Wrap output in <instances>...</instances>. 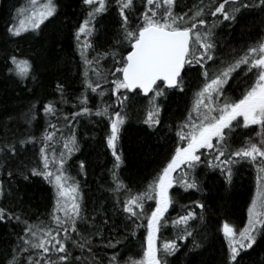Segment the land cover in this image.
I'll return each instance as SVG.
<instances>
[{
    "label": "snow or ice",
    "instance_id": "6c2138e0",
    "mask_svg": "<svg viewBox=\"0 0 264 264\" xmlns=\"http://www.w3.org/2000/svg\"><path fill=\"white\" fill-rule=\"evenodd\" d=\"M175 2L143 0L144 10L137 14L135 0H115L121 34L116 44H127L130 50L122 55L115 48H110L108 51L96 52L89 58L87 53L93 49L90 37L96 31L93 22L98 15L108 10L109 0H83V4L90 10L78 26L75 39L85 65V89L76 98L79 111L68 113L63 119L65 126L71 125L73 121L78 123L79 117L92 115L106 118L109 123L106 146L115 158L112 170L115 187L111 191L117 193L118 203L127 214V220L131 221V234L134 235L140 227H146L147 230L143 255L139 259L128 257L123 264H168L167 257L174 254L179 245L175 239L164 240L160 245L157 241L161 228L169 223L180 228L182 234L178 239L185 240L193 235L189 221L198 215L194 208L185 206L184 214L172 220L165 214L173 205L170 194L173 185H179L184 190H201L195 175L191 174L199 164L206 163L209 167L219 169L229 183L233 176V165L241 161L255 165L256 191L247 210V224L240 230L227 222L222 226L228 241L227 260L236 264L240 252L251 249L257 242V235L264 233V37L258 38L242 54L236 55L233 49L231 58L224 59L217 56V42L214 39L217 22L213 21L208 26L204 16L210 14L234 22L243 9L259 6L264 11V0H256L255 3L253 0H221L218 4L214 0H209L208 4L200 0V4L190 10L191 15L175 13ZM56 11L55 0H42L39 7L37 0H31V11L18 9L17 17L14 18L18 22L9 26L8 32L19 37L29 30H39L46 20L55 16ZM133 15L137 21L134 26L130 19ZM106 57L112 58L111 69H104L101 65V60ZM7 59L10 62L9 73L15 74L22 81L36 79L32 60L17 55H10ZM192 65L200 66L203 83L194 93L187 115L175 125L178 143L174 154L144 191L133 192L116 171L124 162L117 145L122 128L128 120V104L141 93L148 96L144 123L153 128L159 125L161 106L158 99L170 89L183 91L186 66L190 68ZM238 70L244 77L245 88L238 98H232L225 95V85L235 78L234 74ZM90 71L95 79L90 78ZM109 76L114 79L109 81ZM102 84H109V88H103ZM57 91L61 94V101L67 103L62 84L57 83ZM109 91L116 97L113 104L102 101L95 108L88 106L89 92L104 97ZM58 111L54 101L43 105L45 116L55 117ZM58 124L59 120L57 123L49 122L40 138L28 136L18 141L21 145H40L38 164L31 167L29 172L32 176L43 177L53 185L55 203L48 222L29 224L24 221L25 235L18 236L21 243L10 253L11 258L7 264H105V261L106 264H121L119 252L113 251L110 256L105 253L101 258L98 252L93 251L92 237L103 236V228L84 214L79 181L70 176L66 168L68 159L79 150L75 131L70 128L69 134L65 136ZM250 126L259 127L260 131L255 135L260 139L257 141L249 136L242 145L234 147L232 140L236 130ZM58 134L60 140L56 139ZM57 143L62 144V150L58 151L54 147ZM0 152L15 154L17 148L11 142L0 143ZM80 168H84L83 161L80 162ZM177 170L178 176L174 175ZM9 175L12 173L9 172ZM121 194L124 195L123 200L119 198ZM3 195L4 190L0 185V196ZM147 201H154L155 207L146 215ZM193 204L200 209L205 208L199 201ZM6 218L20 220L19 215L0 207V220ZM141 218L146 219V225L137 223ZM84 225L87 228L82 231ZM120 242V239H107L104 246L115 249ZM193 246H200L195 239ZM73 249H79L80 256H74ZM18 253L28 255L18 260Z\"/></svg>",
    "mask_w": 264,
    "mask_h": 264
},
{
    "label": "trees",
    "instance_id": "16d2710c",
    "mask_svg": "<svg viewBox=\"0 0 264 264\" xmlns=\"http://www.w3.org/2000/svg\"><path fill=\"white\" fill-rule=\"evenodd\" d=\"M55 1L57 2V11L54 17L46 20L40 30H29L17 37L6 33L4 26L19 0H0V143L11 142L17 148L15 154L6 155L0 152V164L4 163L7 157L9 160L11 159L7 165L8 171L12 175L8 180L9 194L5 208L15 214L24 215L27 219L32 218L38 212L46 214L50 203L48 191L42 184V181L46 180L40 176H32L29 172L32 164L35 166L38 164L40 145L32 143L21 145L18 141L28 136L40 138L49 122L57 123L59 120L58 128L63 135L67 136L70 128L75 131L79 150L68 159L66 168L70 172L69 163H78L79 172L75 180L80 184L84 214L88 218L98 217L99 226L103 228V236L98 240L94 239L95 245L99 243L105 245L107 239L113 241L120 239V244L116 246L118 250L136 249L137 243L145 247L146 227H140L135 230L134 235L131 234V221L127 220V214L118 203L117 193L111 191L115 187L112 176L115 158L111 149L106 146V134L109 131L107 119L92 115L89 117L90 121L86 122L83 119L85 116H82L78 118V123L73 121L71 125L65 126L66 122L63 116L79 111L76 106V98L85 89L81 83L84 80L85 65L77 47L75 32L87 17V12L90 9L83 4V0ZM109 1L108 10L98 15L93 22L96 31L90 37L93 49L87 53L89 58L93 57L96 52L108 51L110 48H115L122 55H126L127 50H130L127 44H116V41L121 39L120 17L115 0ZM187 1L176 0L173 11L177 14L189 13L191 15L190 10L194 9L187 6ZM219 2L221 0H214L216 4ZM203 3L208 4L209 0H203ZM135 5L137 14L144 10L143 0H135ZM254 8H259V6L243 9L237 14L234 22L224 21L222 17L218 19L210 14L204 16L208 21V26H211L213 21L217 22V27L214 29L217 56L232 55L233 49L237 52L257 41L259 33L264 30V11L261 9L252 11ZM130 19L134 26L137 22L136 16L133 15ZM10 55L32 60L33 75L36 79L28 78L22 81L15 74L9 73L10 62L7 57ZM106 60L107 57L101 60V63ZM111 63L113 64V61ZM112 64L109 66L110 69ZM106 67L103 68L106 69ZM197 73L200 74L199 65H192L190 68L186 66L184 90H168L165 96L158 99L161 106V122L154 128L144 123L147 118L148 97L144 98L139 95L129 102L128 120L122 128L117 145V150L122 154L124 162L116 171L117 174L120 171L121 178L129 188H138L134 192L144 191L147 184L166 166L171 155L174 154L178 143L175 136V125L184 119L193 101L192 96L190 103L186 105V89L195 87L194 95L203 83V78H198ZM89 76L95 79L91 71ZM234 77L225 85V95L238 98L245 88L244 77L239 70L237 74H234ZM108 79L111 81L114 77L109 76ZM57 83L63 85L67 103L61 101ZM102 87L107 89L109 84H102ZM92 95L97 97V105H100L102 101L113 104L116 99L115 94L110 91L104 97H100L96 93H92ZM48 101L56 102V107L60 110L55 117L44 115L43 105ZM88 106L95 108L91 104ZM251 131H253L251 133L253 138L258 141L260 138L255 133L260 129L258 126H251L245 130H236L232 140L233 146L242 145L244 140L240 141V137L249 136ZM37 133L40 136H37ZM56 139L60 140L59 134ZM54 147L58 151L62 150L61 143L55 144ZM81 161L84 162L83 170L80 168ZM247 163L249 164L247 161H241L233 165L231 183L225 180L219 169L209 167L206 163L199 164L191 174L195 175L201 190H184L179 185H173V188L170 189L173 205L170 206L165 216L172 220L178 215L184 214L185 206L194 208L198 215L193 220L200 222L204 220L202 224L206 228V236L208 233L209 235L214 234L220 219L241 222L251 198L252 184L256 185L251 178V174L254 173V170L256 172V168L253 167V172L249 171ZM174 175L178 176L179 170ZM25 176H28V179H25ZM145 182L147 183L145 184ZM119 198L123 200L124 195L121 194ZM194 201L203 203L205 208L196 207L193 204ZM154 207V201H147L145 204L146 215L150 214ZM4 222L6 221L3 220ZM1 223L0 221V254L8 251L11 246V235L6 234L5 227ZM137 223L146 225V219L141 218ZM189 224H193L192 220L189 221ZM204 228L202 234L198 235V241L201 245L209 243V247L207 245L204 251L196 254L197 257L192 258L191 255L189 261L187 256L181 255V250L179 251L178 248L174 253L176 255L173 257L169 255L167 260L173 264L181 262L185 264H225L224 248L219 239L217 240L216 237L212 243L206 240V236L203 234ZM168 229L176 231L177 227H173L171 223L162 227L158 234V245L163 243L164 240H161L163 232ZM190 230L193 231L194 228ZM73 236L75 237V233ZM102 240L103 243H101ZM105 248L112 251L110 248ZM248 256L251 258L245 261ZM243 258L244 261L241 264H264V233L249 251L238 258L240 261L236 264H240Z\"/></svg>",
    "mask_w": 264,
    "mask_h": 264
},
{
    "label": "bare ground",
    "instance_id": "6f19581e",
    "mask_svg": "<svg viewBox=\"0 0 264 264\" xmlns=\"http://www.w3.org/2000/svg\"><path fill=\"white\" fill-rule=\"evenodd\" d=\"M254 3L256 2V0H253ZM42 2V0H37V6L40 5V3ZM198 2H200V0H188L187 1V6H189L190 8L194 9L196 5H198ZM55 3L57 4V2L55 1ZM18 9H26L27 11L31 10V0H19V2L14 6L11 14H10V18L7 20L6 22V25L4 26V29L6 31V33H9L8 32V27L11 26L13 23H16L18 22V20L14 19L17 17V10ZM256 9H261L260 7L259 8H254L252 9V11H255ZM41 28V27H40ZM40 30V29H39ZM37 31V30H36ZM260 37H264V30H262L257 39L260 38ZM252 43H250L249 45H251ZM248 45V46H249ZM248 46H246L245 48H243L242 50H239L237 51L235 54L238 55V54H242L243 50L246 49ZM233 55V54H232ZM232 55H221L220 57L224 58V59H230ZM107 64H109L108 66H110L112 63V58L111 57H107V60H106ZM198 74V78H202V76H200L199 73ZM82 85H84L83 82H81ZM85 86V85H84ZM195 89V87H191V88H188L186 89L187 91V104L188 105L192 99V96H193V90ZM169 91H172L171 89ZM89 95V104L93 105V106H97V97L93 96L91 92L88 93ZM63 114H67V113H63ZM45 115V114H44ZM83 119L87 122V121H90V118L85 116L83 117ZM83 120V121H84ZM78 122H79V119H78ZM81 122V120H80ZM251 128V127H250ZM251 133H253V131H251L249 133V136L253 137V135H251ZM37 136H40L39 133H37ZM247 136V137H249ZM245 136H242L240 137V141H243L245 140ZM236 142V141H235ZM239 142V141H238ZM237 146H239V144H237ZM24 149V147H22ZM21 148V149H22ZM1 154H3L1 152ZM4 160V158H3ZM11 160V159H10ZM9 160V158L7 157V160L4 161L3 164H0V169L2 170V173L4 174L5 172V178L7 180H9V178H11V176L9 175V171H8V168H7V165L8 163H10L11 161ZM80 161V160H79ZM6 164V165H5ZM70 167L69 168V175L74 177L76 179V175H78V172H79V167L77 166L78 163H75V162H70L69 163ZM35 166V164H32L31 167ZM30 167V168H31ZM123 168V167H122ZM121 168V169H122ZM1 173V174H2ZM118 176L119 178L125 182L121 176H120V171L118 173ZM1 179V178H0ZM147 182H145L146 184ZM42 184H44V187L47 189L48 191V194L50 196V203L48 205V208H47V212L46 214L44 215L43 213H35L33 215L32 218L30 219H27L24 215H21L19 213H16V215H19L20 216V220L17 221L16 219H13V218H6L5 221L3 223V220H0L3 224V226L5 227V230H6V234L7 235H11V246L9 248L8 251L0 254V264H7V260L11 258V255L10 253H12L13 249L16 248L21 242L18 240V236H24V232H23V228H24V221H27L29 224H39L41 221H44V222H48L49 221V214L51 213L52 211V208H53V205H54V199H53V196L55 195L54 193V189H53V185L52 184H49L47 181H42ZM144 184V185H145ZM1 185V184H0ZM132 191H136L138 190V188H131ZM140 189V188H139ZM7 202L8 200L6 199L4 201L3 197L0 198V207H4L7 206ZM250 202V200H249ZM248 205V206H247ZM247 208L244 212V216H243V219L241 222H235V221H231V220H228V219H220V221L218 222L217 224V228L214 232V234H211L209 235V233L205 234V231H206V228H204V224H202V222H204L203 218H202V222H200L199 220H192V225H191V228H194V230L192 231L193 235L191 237H188L187 239L185 240H180L178 239V236L181 235V231H180V228L177 227V230L176 231H173V230H166L165 232H163V238H161V240H168V239H175L177 241V244L179 245V251L181 250V255L182 256H187L188 257V261L189 259H191V255H192V258L193 257H197L196 254H200L201 251H204L206 249V246L208 245V247L210 246L209 243L205 244V245H201L198 241V235L199 234H202V229L204 228L203 230V234H205L206 236V240L210 241L211 243L214 241V239L217 237V240L219 239L222 247L224 248V262L225 264H231V262H229L227 260V255H228V242H227V239L224 237V234H223V230H222V226L225 222L231 224L233 227L235 225L239 226V229L243 227L244 224L247 223V220H248V213H247V210H248V207L250 205L247 204ZM9 212H12V213H15L13 211H9ZM97 215H99L97 213ZM90 220H94L95 224L96 225H99V220H98V217H93V218H89ZM206 219V217H205ZM182 227V226H181ZM85 228H87V225H84L82 226V231L85 230ZM238 229V230H239ZM89 231H92L93 229H88ZM263 233L261 234H258L257 235V241H259V239L261 238ZM13 235V237H12ZM102 236H95L93 235L92 237V241H93V251L94 252H98L101 256V258H103L104 254L107 253V255H111V253L113 251H116V252H119L120 253V259L123 260L124 256L128 255V256H132L134 258H137L139 259L143 253V247L140 245V243H137L136 246L137 248L136 249H130V250H125V249H120L118 250L117 248L115 249H111L112 251L110 252L108 249L105 248L104 244L101 245L100 243L95 245L96 243H94V239L97 238L100 239ZM193 239H195V241L200 245L199 247H194L193 246ZM213 240V241H212ZM250 249H246L244 251H241L240 254L238 255L237 257V262L240 261V259H238L243 253H245L246 251H249ZM200 252V253H199ZM85 253H86V250H85ZM74 256H79L81 253H80V250L79 249H73V253H72ZM79 254V255H78ZM28 255V253H18L17 254V259L18 260H22L24 259L26 256ZM51 255V254H49ZM176 254H172L171 257L175 256ZM37 259H39L40 257L39 256H36ZM54 258V257H53ZM251 257L248 256L245 261H248ZM244 261V258L243 260L240 262V264ZM236 262V263H237ZM105 264H106V261H105ZM168 264H173L170 262V260L168 261ZM178 264H185L183 262L181 263H178Z\"/></svg>",
    "mask_w": 264,
    "mask_h": 264
},
{
    "label": "rangeland",
    "instance_id": "374dc122",
    "mask_svg": "<svg viewBox=\"0 0 264 264\" xmlns=\"http://www.w3.org/2000/svg\"><path fill=\"white\" fill-rule=\"evenodd\" d=\"M110 2V1H109ZM37 7H39V6H37ZM29 11H31V10H29ZM45 23V22H44ZM43 23V24H44ZM43 24L41 25V26H43ZM81 24V23H80ZM221 56V55H220ZM101 65L103 66V67H105V66H107L106 67V69H110V67L108 66L109 64H107V62L105 61V62H102L101 63ZM240 71V70H239ZM235 98V97H234ZM246 128H241V130H245ZM3 164V163H2ZM247 168H248V170L249 171H251L252 172V170H251V168L250 167H248L247 166ZM2 170L0 169V184L2 185V187H3V190H4V195L3 196H0V198L1 197H3V199L4 200H6L7 199V197H8V194H9V192H8V190H7V186H8V180L5 178L6 176L4 175L5 174V172H4V174L2 173ZM251 178H252V181H255V177H254V174L252 173L251 174ZM255 191H256V185H254V184H252V188H251V200H252V198L254 197V195H255ZM201 200V199H200ZM250 200V199H249ZM251 200H250V202L248 201V204L249 203H251ZM247 224V223H246ZM246 224H244L243 225V227L246 225ZM231 225V224H230ZM242 227V228H243ZM234 228L235 229H239V226H237V225H235L234 226ZM241 229V228H240ZM239 229V230H240ZM228 242V241H227ZM128 257H132V256H128V255H126V256H124V258H123V260H121V264H123V261L124 260H126ZM132 258H134V257H132ZM135 259H137V258H135Z\"/></svg>",
    "mask_w": 264,
    "mask_h": 264
},
{
    "label": "water",
    "instance_id": "95a60500",
    "mask_svg": "<svg viewBox=\"0 0 264 264\" xmlns=\"http://www.w3.org/2000/svg\"><path fill=\"white\" fill-rule=\"evenodd\" d=\"M144 97H146L143 93H141Z\"/></svg>",
    "mask_w": 264,
    "mask_h": 264
}]
</instances>
